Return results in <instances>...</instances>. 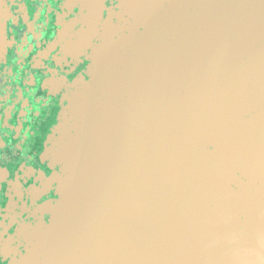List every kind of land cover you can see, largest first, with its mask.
<instances>
[{
	"label": "water",
	"instance_id": "water-1",
	"mask_svg": "<svg viewBox=\"0 0 264 264\" xmlns=\"http://www.w3.org/2000/svg\"><path fill=\"white\" fill-rule=\"evenodd\" d=\"M173 3L195 11L160 17L154 0H122L130 35L121 47L151 49L152 26L184 23L176 44L188 48L178 58L188 81L171 88L186 97L148 101L167 85L132 59L125 75L157 84L136 89L147 97L140 104L120 105L119 92L136 84L96 69L93 97L77 104L83 113L66 115L83 122L60 133L63 188L76 201L42 245L44 264H264V189L255 184L264 185V0ZM239 169L249 183L228 175Z\"/></svg>",
	"mask_w": 264,
	"mask_h": 264
},
{
	"label": "flooded vegetation",
	"instance_id": "flooded-vegetation-1",
	"mask_svg": "<svg viewBox=\"0 0 264 264\" xmlns=\"http://www.w3.org/2000/svg\"><path fill=\"white\" fill-rule=\"evenodd\" d=\"M121 1L0 0V264L47 263L42 245L51 240L58 223L70 219L76 200L63 188L66 171L57 145L62 141L60 133L83 122L81 117L66 115L83 113L77 104L83 95L93 97L96 69H119V82L136 84L126 87L132 93L119 92L125 96L120 105L147 99L136 89L141 91L149 83L167 86L159 87L161 96L158 87L151 91L148 101L173 103L186 97V93L173 94L171 88L188 81L185 64L178 60L180 52L181 57L189 56L188 48L186 52L180 45V51L176 44L185 39L179 33L184 23L178 26L171 20L166 28L152 26L161 35L157 38L153 30V37L146 38L155 44L151 49L124 51L121 46L130 33L124 29L128 17ZM173 1L178 0H154L158 16L195 11L185 4L177 7ZM150 13L151 21L158 23ZM140 23L137 18L131 25ZM169 26L175 27L174 35ZM137 32L144 33L141 28ZM143 38L136 33V43ZM131 61L134 67L160 72L152 78L157 83L125 75L124 66ZM228 175L245 183L251 178L242 169Z\"/></svg>",
	"mask_w": 264,
	"mask_h": 264
}]
</instances>
